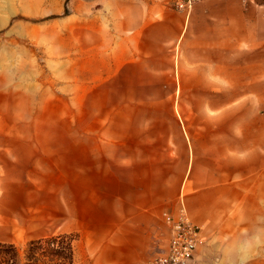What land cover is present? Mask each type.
Instances as JSON below:
<instances>
[{
  "label": "crops",
  "instance_id": "obj_1",
  "mask_svg": "<svg viewBox=\"0 0 264 264\" xmlns=\"http://www.w3.org/2000/svg\"><path fill=\"white\" fill-rule=\"evenodd\" d=\"M95 3L104 23L79 29L63 70L80 89L62 95V138L23 171L62 177L46 186L62 188L71 226L88 220L98 246L109 236L115 264H154L160 215L179 200L210 231L222 205L255 193L264 0H202L188 15L166 0Z\"/></svg>",
  "mask_w": 264,
  "mask_h": 264
},
{
  "label": "rangeland",
  "instance_id": "obj_2",
  "mask_svg": "<svg viewBox=\"0 0 264 264\" xmlns=\"http://www.w3.org/2000/svg\"><path fill=\"white\" fill-rule=\"evenodd\" d=\"M101 9L95 0H0V243L22 246L73 234L76 264H115L118 257L109 236L102 248L96 245L100 239L88 220L70 225L62 188L46 186L61 184V176L39 177L23 168L48 142L62 138V95L80 89V84L65 81L64 66L78 43L79 29L104 23ZM253 165L255 193L222 205L212 230L198 227L186 212L203 238L192 264H264V162ZM163 213L155 253L167 244ZM136 258L130 264H145Z\"/></svg>",
  "mask_w": 264,
  "mask_h": 264
},
{
  "label": "built area",
  "instance_id": "obj_3",
  "mask_svg": "<svg viewBox=\"0 0 264 264\" xmlns=\"http://www.w3.org/2000/svg\"><path fill=\"white\" fill-rule=\"evenodd\" d=\"M200 1L166 0V4L169 9L188 15ZM164 222L168 229L167 244L160 250L154 264H192L203 238L200 229L188 220L183 201H180L176 215L165 214Z\"/></svg>",
  "mask_w": 264,
  "mask_h": 264
},
{
  "label": "trees",
  "instance_id": "obj_4",
  "mask_svg": "<svg viewBox=\"0 0 264 264\" xmlns=\"http://www.w3.org/2000/svg\"><path fill=\"white\" fill-rule=\"evenodd\" d=\"M76 236L50 235L22 246L0 243V264H76Z\"/></svg>",
  "mask_w": 264,
  "mask_h": 264
}]
</instances>
